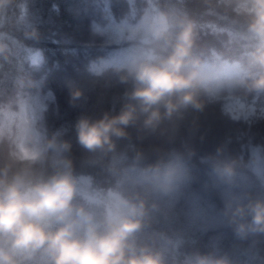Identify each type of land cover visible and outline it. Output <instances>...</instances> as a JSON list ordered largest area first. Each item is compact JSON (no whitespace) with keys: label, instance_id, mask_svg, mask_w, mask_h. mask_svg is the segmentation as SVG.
<instances>
[{"label":"trees","instance_id":"1","mask_svg":"<svg viewBox=\"0 0 264 264\" xmlns=\"http://www.w3.org/2000/svg\"><path fill=\"white\" fill-rule=\"evenodd\" d=\"M158 9L168 11L174 25L192 19L197 25L194 55L210 70L232 71L221 72L201 89L203 110L189 108L155 129L145 128L141 117L127 137L115 140L113 151L91 153L76 140L77 120L115 114L132 87L120 80L122 65L102 64L115 49L139 42L121 37L117 25H135ZM33 28L36 39L28 38ZM240 33V23L209 14L204 0H12L0 14L7 44L0 54V107L15 106L27 97L28 82H38L44 104L38 124L49 135L61 132L70 143L77 176L90 180L81 185L82 193L112 190L145 198L148 214L138 243L160 251L165 264H194L195 255L209 253L226 257L229 264H264V233L242 238L224 213L226 204L264 197V182L247 150L251 143L264 151V118H233L221 99L232 95L264 104V93L238 83L245 71L257 70L248 58L252 45ZM36 52L41 59L33 63ZM77 89L82 95L73 99ZM177 157L183 171L178 183L164 190L144 178L149 164ZM224 162L235 167L227 181L214 171Z\"/></svg>","mask_w":264,"mask_h":264},{"label":"clouds","instance_id":"2","mask_svg":"<svg viewBox=\"0 0 264 264\" xmlns=\"http://www.w3.org/2000/svg\"><path fill=\"white\" fill-rule=\"evenodd\" d=\"M12 0H0V14ZM209 14L240 23V35L252 47L249 63L238 83L264 93V0H204ZM141 26L144 47L117 69L121 82H131L126 102L115 114L81 116L75 124L78 144L91 153H109L115 140L143 117L155 129L165 119L192 108L203 110L200 98L208 83L207 65L194 55L197 25L184 18L175 25L164 9L145 17ZM28 38L36 39L33 28ZM7 44L0 34V54ZM28 95L15 106L0 107V264H165L163 254L138 243L145 226V198L108 190L85 196L69 155L71 145L57 131L48 134L38 124L44 104L39 84L29 81ZM82 95L72 92L73 99ZM137 153V159L140 157ZM224 180L235 174L232 162L214 168ZM181 162L157 159L143 169L144 178L168 189L179 178ZM102 209L97 212L96 209ZM236 234L264 233V197L226 204ZM194 264H229L226 257L197 254Z\"/></svg>","mask_w":264,"mask_h":264},{"label":"rangeland","instance_id":"3","mask_svg":"<svg viewBox=\"0 0 264 264\" xmlns=\"http://www.w3.org/2000/svg\"><path fill=\"white\" fill-rule=\"evenodd\" d=\"M154 12H147L145 17L152 15ZM144 17V18H145ZM143 18V19H144ZM142 19V20H143ZM138 22L135 25H131L129 23H121L118 26V31L121 37H125L127 39H137L139 40L138 44H134L131 46H126L125 48H117L113 52V54L102 61L103 66L107 65H124L128 62V59L135 55L139 54L140 50L143 48L141 45V37L144 35L143 29L141 26V22ZM39 52L33 53L31 56V60L33 63H38L41 59V56L38 54ZM232 69L225 70L224 72H231ZM224 74L223 71H221ZM220 70H210L207 67V76L208 81L211 79H219L222 74ZM223 100V108L227 111L233 118L242 117L248 120H255L259 117L264 118V104L258 105L254 101L253 102H245L240 98L229 96H221ZM247 150L250 155V165L254 171V173L261 178L264 182V151L260 145L248 144ZM183 177V171L181 169V173L179 178L175 181V184L178 183Z\"/></svg>","mask_w":264,"mask_h":264}]
</instances>
